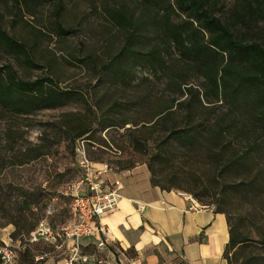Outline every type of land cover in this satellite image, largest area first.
<instances>
[{
    "label": "trees",
    "instance_id": "16d2710c",
    "mask_svg": "<svg viewBox=\"0 0 264 264\" xmlns=\"http://www.w3.org/2000/svg\"><path fill=\"white\" fill-rule=\"evenodd\" d=\"M22 1L33 13L30 0ZM233 1L226 6L220 0H138V13L125 7L107 9L124 40L120 50L102 65L101 77L131 85L138 70L145 68L160 80L170 77V86L183 96L181 89L188 86L187 81L170 61L176 53L188 71L205 80L204 96L211 107L203 104L197 89L188 87L189 100L176 98L148 122L150 126L143 127H149L148 136L141 128L126 130L130 146L134 153H143L154 143L147 163L154 187L183 190L209 205L196 191L167 184L168 179L179 177V162L189 165L203 157L213 171L211 183L220 191L212 202L217 205L215 212L224 214L229 224L230 241L224 251L227 264H264V0ZM28 49L0 19V53L30 62ZM77 99L76 92L60 89L49 78L23 80L11 66H0V108L5 112L31 115L65 107ZM174 104L185 112L177 120ZM107 105L98 108L102 116L97 126L102 131L129 124L114 119L117 108L125 109L121 102ZM95 132L94 124L82 123L72 140L88 142ZM128 163L118 162L119 172L132 168L133 162ZM1 165L0 229L12 225L13 240L29 237L41 221L36 210L44 208L42 196L12 184L4 187ZM229 193L244 205L245 201L250 204L256 212L253 217L230 210L225 201ZM3 245L0 238V247ZM47 247L51 246L42 242L23 246L17 264H46V259L37 257L49 254ZM85 253L94 254L95 249L81 250Z\"/></svg>",
    "mask_w": 264,
    "mask_h": 264
},
{
    "label": "rangeland",
    "instance_id": "374dc122",
    "mask_svg": "<svg viewBox=\"0 0 264 264\" xmlns=\"http://www.w3.org/2000/svg\"><path fill=\"white\" fill-rule=\"evenodd\" d=\"M220 1L226 6L234 4L233 0ZM29 4L33 13L26 9L22 0L0 1V19L4 28L24 42L31 55L28 62L0 53V66H11L23 80L49 78L60 89L76 92L78 99L65 107L31 115L8 113L0 108L1 177L4 187L12 184L42 196L44 208L36 210L41 216L40 222L46 220L52 226L60 227L74 221L71 214L73 201L67 192L83 173L78 167L79 145L83 143L88 158L97 166L108 163L120 167L118 162L128 165L130 161L133 165L129 170L140 167L139 171L149 172L147 163L154 143L143 153H134L130 146L131 136L126 130L141 128L146 132L144 136H148L149 127H143L150 126L148 122L176 98L189 100L188 87L200 92L205 106L210 104L204 96L205 80L192 70L188 71L176 53L171 55L170 61H174L175 72L187 81L188 86L181 89L183 96L170 86V77L160 80L145 68L138 70L137 79L131 85L111 83L107 77H101L102 65L120 50L124 40L122 31L109 19L106 10L125 7L129 12L138 13V0H30ZM115 101L121 102L125 109L117 108L114 119L120 124H129L124 128L115 126L102 131L97 126L102 116L98 108L108 107L107 104ZM177 109L176 106L173 111ZM177 111L175 120L185 113ZM82 123L94 124L95 135L88 142L84 138L73 142L72 137ZM178 169L179 177L173 181L168 179L167 184L172 182L194 190L204 198L205 204H209L207 206L217 209L212 202L217 201L220 191L211 183L213 171L205 164L204 158L189 165L179 162ZM157 170L164 171V168L158 167ZM149 175L151 177L150 172ZM105 179L108 183L113 180L112 176ZM177 191L196 199L183 190ZM226 198L230 210L250 213L252 217L256 213L250 204L245 201L244 205L235 195L229 193ZM51 205L55 211L48 216ZM256 208L261 209L259 204ZM13 231L12 225L0 229L4 243L1 247L9 246L18 261L23 246L28 244V237L23 235L19 240H13ZM46 249L54 257L62 254V250L56 251L54 246Z\"/></svg>",
    "mask_w": 264,
    "mask_h": 264
},
{
    "label": "crops",
    "instance_id": "0c3cea01",
    "mask_svg": "<svg viewBox=\"0 0 264 264\" xmlns=\"http://www.w3.org/2000/svg\"><path fill=\"white\" fill-rule=\"evenodd\" d=\"M138 169L108 175L112 181L121 180L123 198L103 219L109 230L107 248L101 250L95 239L83 238L80 254L92 248L96 252L81 254L85 261H71L72 242L61 255L49 254L46 264H227L226 216L207 205L192 210L180 191L154 187L149 172ZM139 205L145 208L140 211Z\"/></svg>",
    "mask_w": 264,
    "mask_h": 264
},
{
    "label": "built area",
    "instance_id": "2783aa9c",
    "mask_svg": "<svg viewBox=\"0 0 264 264\" xmlns=\"http://www.w3.org/2000/svg\"><path fill=\"white\" fill-rule=\"evenodd\" d=\"M78 167L83 172L80 179L69 186L67 195L72 199L71 214L74 219L72 223L64 226L54 227L46 220L39 223L37 228L31 232L27 243L34 245L44 243L54 246L55 249L67 250L70 243L72 245V258L74 260H86L80 254L79 241L83 238H93L99 249L107 248L109 241V230L103 223L106 215L114 212L123 196L121 190L123 185L120 179L108 183L105 179L109 174L119 173L118 167L108 163L97 164L92 162L82 146L77 147ZM191 202L192 210L202 209L206 206L198 202L191 195L180 192ZM144 205H139L142 211ZM55 211L53 205L49 206L47 215H52ZM0 255L3 264H16L17 255L9 247H0ZM49 254L37 257V260L47 259Z\"/></svg>",
    "mask_w": 264,
    "mask_h": 264
}]
</instances>
